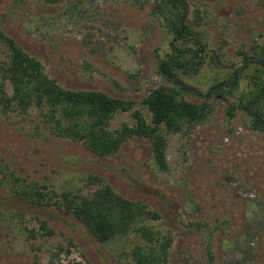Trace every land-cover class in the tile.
I'll return each instance as SVG.
<instances>
[{
	"label": "rangeland",
	"instance_id": "1",
	"mask_svg": "<svg viewBox=\"0 0 264 264\" xmlns=\"http://www.w3.org/2000/svg\"><path fill=\"white\" fill-rule=\"evenodd\" d=\"M155 0H0V28L43 70L69 89L101 90L136 101L166 83L158 59L169 51L165 19ZM190 20L201 29L217 57L202 60L196 78L211 111L193 131L166 134L168 168L159 170L146 138L132 136L114 154L99 156L81 141L53 134L32 105L27 113L0 110V264H127V252L146 239L130 231L99 242L69 213L57 208L61 192L86 195L101 186L95 176L129 200L157 211L145 222L170 233L166 264H264V132L253 130L238 102L253 67L244 69L240 88L224 100L205 98L215 78L241 64L242 52L264 48V0H187ZM195 14V15H194ZM0 43V63L7 59ZM197 80V82H195ZM6 95L11 93L4 81ZM116 113L110 128L131 123ZM67 158H73L70 161ZM12 177L17 181L11 186ZM25 184L47 186L57 196L32 205L15 193ZM53 232L44 234L38 219ZM57 254V256H56Z\"/></svg>",
	"mask_w": 264,
	"mask_h": 264
},
{
	"label": "trees",
	"instance_id": "2",
	"mask_svg": "<svg viewBox=\"0 0 264 264\" xmlns=\"http://www.w3.org/2000/svg\"><path fill=\"white\" fill-rule=\"evenodd\" d=\"M41 1L54 4L60 0ZM154 11L165 19L171 38L169 51L158 59L157 66V72L166 83L152 88L140 100L148 117L135 106L133 99L112 96L101 90H74L61 86L44 72L40 60L25 52L0 28V43L7 46V59L0 63L1 112L4 115L10 111L24 114L34 105L53 134L81 141L89 151L99 156L114 154L132 136L146 138L157 168L167 170L166 134L184 136L190 133L211 111L207 100L189 98L203 96V91L199 84L190 83L185 78L194 80L206 57L213 66H217V57L211 53L213 49L205 33L196 27L200 24L199 12L195 11L194 20L187 16V0H155ZM251 48L252 55L241 51V64L225 77L215 78L204 96L207 99L218 95L227 100L228 95H234L240 88L244 69L253 67L255 72L250 76L248 86L239 89L238 102L229 106L226 113L232 117L236 109L243 110L251 129L264 132V48ZM4 81L10 84L9 95L5 93ZM122 112H129L131 123L122 122L118 127L110 128V120ZM72 159L66 160L71 162ZM88 178L101 182V186L86 195L62 191L57 208L79 220L99 242L110 241L130 231L140 234L148 243L144 246L135 244L126 253L130 257L127 264H166L172 237L170 233L160 235L145 222L160 218V214L115 192L99 178ZM16 181L17 178L12 177L11 186ZM43 189L39 185L25 184L15 193L24 203L44 206L57 196V192L47 186ZM38 222L44 234H52L45 219L39 218ZM208 257L212 264L210 251Z\"/></svg>",
	"mask_w": 264,
	"mask_h": 264
}]
</instances>
